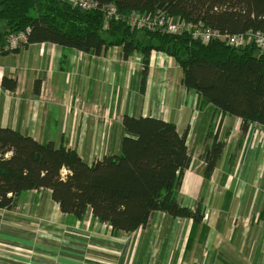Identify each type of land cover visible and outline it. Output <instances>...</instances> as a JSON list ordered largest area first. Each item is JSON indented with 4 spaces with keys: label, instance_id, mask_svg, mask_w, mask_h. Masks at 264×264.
Listing matches in <instances>:
<instances>
[{
    "label": "crops",
    "instance_id": "crops-1",
    "mask_svg": "<svg viewBox=\"0 0 264 264\" xmlns=\"http://www.w3.org/2000/svg\"><path fill=\"white\" fill-rule=\"evenodd\" d=\"M0 25V128L75 150L92 165L119 155L124 116L154 118L187 133L192 165L178 201L204 209L200 223L157 212L131 233L113 234L88 211L64 214L50 190L28 191L0 209V264H264V127L243 135L239 118L218 114L182 83L173 58L153 51L145 88L143 55L102 56L50 43L9 51ZM142 42H146V39ZM4 78L14 80L11 91ZM223 146L209 181L207 146Z\"/></svg>",
    "mask_w": 264,
    "mask_h": 264
},
{
    "label": "trees",
    "instance_id": "trees-1",
    "mask_svg": "<svg viewBox=\"0 0 264 264\" xmlns=\"http://www.w3.org/2000/svg\"><path fill=\"white\" fill-rule=\"evenodd\" d=\"M92 1L98 7L84 11L71 0H0L1 39L28 31L24 47L50 43L97 56L120 47L125 58L139 52L143 89L151 53H165L179 65L183 85L198 94L202 108L212 105L218 118H239L243 135L252 124L264 127V50L254 45L234 48L221 40L204 44L188 33L141 32L126 21L132 13L164 12L187 23L201 22L223 36L264 34V0ZM110 5L117 17L107 20L103 8ZM3 86L14 91L16 82L4 78ZM123 129L120 154L89 165L75 150L0 128V209H15L25 192L50 190L64 214L83 220L91 211L93 219L110 226L115 235L145 227L157 212L200 223L203 207L192 210L178 201L184 173L192 165L187 133L181 135L175 124L150 117L124 116ZM222 150L221 144L207 146L202 156L206 181Z\"/></svg>",
    "mask_w": 264,
    "mask_h": 264
},
{
    "label": "built area",
    "instance_id": "built-area-1",
    "mask_svg": "<svg viewBox=\"0 0 264 264\" xmlns=\"http://www.w3.org/2000/svg\"><path fill=\"white\" fill-rule=\"evenodd\" d=\"M75 7L84 11H91L98 7V4L92 0H71ZM106 19L117 17V9L110 5L103 8ZM129 26L146 32H158L161 34L180 36L184 33L191 35L193 40L200 41L204 44L210 43L212 40H221L234 48H244L247 45H254L260 50H264V34L259 31H249L246 34L223 36L216 31L207 29L203 23L192 24L187 23L179 18L168 16L164 12H157L153 16H147L140 13H132L126 17ZM27 32L11 34L7 38V49L15 51L21 49L27 43ZM67 171H63L62 176L66 177Z\"/></svg>",
    "mask_w": 264,
    "mask_h": 264
},
{
    "label": "rangeland",
    "instance_id": "rangeland-1",
    "mask_svg": "<svg viewBox=\"0 0 264 264\" xmlns=\"http://www.w3.org/2000/svg\"><path fill=\"white\" fill-rule=\"evenodd\" d=\"M141 32H146V31L142 30ZM141 39L144 41V40H145V39H144V36H143Z\"/></svg>",
    "mask_w": 264,
    "mask_h": 264
}]
</instances>
